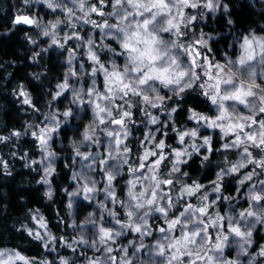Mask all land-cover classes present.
Returning a JSON list of instances; mask_svg holds the SVG:
<instances>
[{
    "label": "snow or ice",
    "instance_id": "snow-or-ice-1",
    "mask_svg": "<svg viewBox=\"0 0 264 264\" xmlns=\"http://www.w3.org/2000/svg\"><path fill=\"white\" fill-rule=\"evenodd\" d=\"M256 4L259 21L240 27L231 0H20L6 23L44 69L33 79H48L50 51L64 71L39 95L23 82L11 89L30 118L0 132V145L26 161L47 201L66 198L71 223L63 199L54 223L21 205L10 231L31 247L0 236V264H264V0ZM213 20L227 35L204 31ZM67 131L68 183L58 189L55 144ZM0 173L12 175L3 154ZM81 206L92 208L82 219Z\"/></svg>",
    "mask_w": 264,
    "mask_h": 264
},
{
    "label": "trees",
    "instance_id": "trees-1",
    "mask_svg": "<svg viewBox=\"0 0 264 264\" xmlns=\"http://www.w3.org/2000/svg\"><path fill=\"white\" fill-rule=\"evenodd\" d=\"M233 5V15L236 19L238 26L244 27L251 24L253 21H259V4L253 8L251 5L255 4V0H231ZM20 7V0H0V132L7 134L12 128H18L24 122V120L29 119L30 116L26 115L24 111L20 108L19 104L14 100L11 89L16 86L18 82H23L30 90L33 91L34 95H39L41 91H46L49 87H54L58 78L64 71V68L60 65L63 63L62 57H60L59 52H52L45 54L44 61L41 64H47L50 69L48 72V79L41 77V81H36L32 77V73H40L44 69L39 65H34L30 57L31 53L28 49L30 45H26L22 42L23 33H17L12 35L8 32L9 24L6 23ZM39 9L41 15L45 11L43 7L36 4L33 11ZM49 19L51 17H48ZM203 27V25H201ZM217 29L218 31L227 35V32L220 27V23L213 20L210 22V26L204 28L205 32H212V29ZM7 33V36H5ZM214 47L219 51L224 48V41L219 40ZM39 49H37L38 51ZM51 81V83H49ZM74 133L67 131L62 134L63 145L61 139H57L55 147L59 151L63 147L60 158L57 160L58 171L63 169L60 176L54 181V186L58 189L66 186L68 183V176L65 173L68 172L67 169L63 168V158L64 154L67 152L66 144L67 139L73 136ZM30 137H24L21 140L20 147L24 151H30L32 145L30 143ZM12 147H5L0 145V154H3L6 159L9 160L12 175L10 177H5L0 173V236L3 240L11 246L14 243H24V247H31L26 242H21L11 235V226L15 223L17 217L21 215V212L25 209L21 208V205L27 204L28 207H40L46 216L54 221L55 212L54 209L60 207V200H64V208L61 214L65 215L67 222L71 223V217L67 215L66 211V198L60 196L55 204L47 201L43 197L46 186L36 183L38 176L35 172L24 167L26 161H22L11 157L10 152ZM35 158H38L35 157ZM21 197L23 199H21ZM92 211V208H85L81 206L79 212L81 213L80 218L86 215L87 212ZM5 217L7 220L5 221ZM7 223V227H5ZM64 226L62 225L59 232H63ZM54 232L58 230L54 227ZM67 232L71 233L72 229L67 228ZM59 234V233H58ZM37 251H32L28 253L29 255H36Z\"/></svg>",
    "mask_w": 264,
    "mask_h": 264
}]
</instances>
